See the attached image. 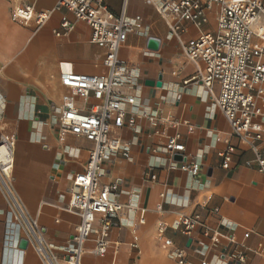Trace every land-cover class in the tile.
<instances>
[{"label": "crops", "instance_id": "crops-1", "mask_svg": "<svg viewBox=\"0 0 264 264\" xmlns=\"http://www.w3.org/2000/svg\"><path fill=\"white\" fill-rule=\"evenodd\" d=\"M57 1L0 0V140L3 136L14 139L15 191L44 229L46 241L54 246L65 244L79 222L77 214L59 206L58 198L68 190L72 174L83 169L92 148V143L82 137L57 134V112L62 96L68 92L59 81V65L68 63L74 72L88 76L106 72L102 62L105 51L89 42L90 27L75 20L66 9L57 8ZM103 2L113 14L120 13L122 0ZM20 5L45 12L48 19L42 25L34 20H16L13 11ZM129 7L139 21L128 32L119 58L135 69L137 106L134 125L119 134L129 143L130 158L111 157L104 163L103 182H117L118 201L125 204L134 199L146 211L145 225L133 229L139 233L135 238L138 252L130 253L140 258L143 251L145 262L177 264L171 252L179 247L185 249L189 264L204 259L212 264H264V175L255 167L254 152L231 136L226 120L202 83L192 80L195 68L186 60L179 42L214 32L216 9L207 13L206 24L197 29L171 15L164 18L146 0H129ZM63 17L73 24L69 33L60 27ZM169 22L177 24L180 31L171 32ZM149 38L160 42L156 50L148 47ZM146 81L154 82V86L146 85ZM214 89L217 94L218 85ZM174 121L178 123L175 127ZM253 122L264 127V115ZM175 134L180 135L186 160L200 164L194 176L167 169L169 156L163 147ZM255 145L264 150V136ZM228 147L234 150L228 168H223L218 154ZM163 193L165 198L161 200ZM157 203L163 206L162 213L156 212ZM192 214L215 229L233 233L237 244L254 254H248L245 263L220 261L218 254L240 253L242 248L222 242L196 251L194 244L188 247L186 238L170 231L166 237L173 246L166 247L157 239L158 222ZM9 218L10 210L0 193V264H42L30 246L21 252L7 245L5 226ZM132 236L128 226L113 229L107 255L94 258L86 254L83 261L121 264L120 250L130 246ZM114 244L119 245L117 254H112ZM92 247L88 242L87 249Z\"/></svg>", "mask_w": 264, "mask_h": 264}, {"label": "built area", "instance_id": "built-area-1", "mask_svg": "<svg viewBox=\"0 0 264 264\" xmlns=\"http://www.w3.org/2000/svg\"><path fill=\"white\" fill-rule=\"evenodd\" d=\"M146 1L164 18L171 15L197 29L206 24L207 13L216 9L214 32L201 33L196 38L179 42L186 60L195 68L192 80L202 83L213 98L217 111L226 120L231 136L254 152L255 167L264 175V150L255 145L264 136V127L253 122L255 117L264 115V0ZM56 7L66 9L75 20L90 27L89 42L105 51L102 62L106 72L103 74H78L71 65L60 64L59 81L68 92L62 96V106L57 112V134L60 137H82L92 143L83 169L72 174L68 190L58 198L59 206L77 214L79 222L65 244L54 246L46 241L44 229L30 215L15 191L12 173L14 139L3 136L0 140V193L10 210L5 238L7 245L21 252L25 249H20L19 244L24 240L42 264H86L83 261L86 254L94 258L107 255L113 229L126 226L136 229L145 225V209L134 199L125 204L119 202L117 182H103L106 176L104 163L111 157L118 160L130 158L129 143L119 132L135 123L137 79L135 69L120 60L119 53L126 44L128 32L137 26L139 18L130 13L129 0H122L117 15L105 6L103 0H58ZM13 17L23 23L34 20L37 25H42L48 14L36 12L31 5H20L14 9ZM168 24L174 34L181 29L175 23ZM60 27L69 33L73 24L63 17ZM215 85H218L217 94ZM78 101H81L80 105ZM172 124L175 127L178 123L174 121ZM183 149L179 134L167 138L163 147L169 156L167 169H179L194 176L200 170V164L196 160L188 162ZM233 150L228 147L219 152L223 168H228ZM151 179H155V175H151ZM164 198L163 193L160 199ZM155 209L158 213L163 212L160 203ZM158 223L156 236L166 247L173 246V241L166 237L170 231L190 241L188 247L194 244L196 251L217 247L222 242L242 248L240 253L218 254L220 261L233 259L245 263L248 254H254L249 248L238 245L233 233L211 227L198 215L179 216L171 222ZM247 236L245 233L244 237ZM88 242L93 244L89 250ZM129 247L130 252H138L135 238ZM118 248L119 245L114 244L112 254H117ZM171 256L177 264H189L184 248L175 247ZM199 264L212 263L204 259Z\"/></svg>", "mask_w": 264, "mask_h": 264}, {"label": "rangeland", "instance_id": "rangeland-1", "mask_svg": "<svg viewBox=\"0 0 264 264\" xmlns=\"http://www.w3.org/2000/svg\"><path fill=\"white\" fill-rule=\"evenodd\" d=\"M138 0H135V2H137ZM133 232V238L139 237V233L135 232L132 229ZM143 250V249H142ZM119 259L121 260V264H155L150 262H145L144 260V253L142 251V253L140 254V258H136L132 253H130L129 251V246L127 245L126 248H121L120 253H119ZM167 262L168 260L165 259ZM159 264H162L161 262H159ZM171 264H176L175 262H172Z\"/></svg>", "mask_w": 264, "mask_h": 264}, {"label": "water", "instance_id": "water-1", "mask_svg": "<svg viewBox=\"0 0 264 264\" xmlns=\"http://www.w3.org/2000/svg\"><path fill=\"white\" fill-rule=\"evenodd\" d=\"M147 43H148V47L149 48H151L153 50H156L158 48L160 42H158V40H156L154 38H149L148 41H147ZM146 84L153 86L154 85V82H152V81H146ZM19 245H20V249H22V250L25 249L26 246H27L26 245V242L24 240H22Z\"/></svg>", "mask_w": 264, "mask_h": 264}, {"label": "bare ground", "instance_id": "bare-ground-1", "mask_svg": "<svg viewBox=\"0 0 264 264\" xmlns=\"http://www.w3.org/2000/svg\"><path fill=\"white\" fill-rule=\"evenodd\" d=\"M62 63H64V62H62ZM66 64H68V63H66ZM59 67H60V65H59Z\"/></svg>", "mask_w": 264, "mask_h": 264}]
</instances>
